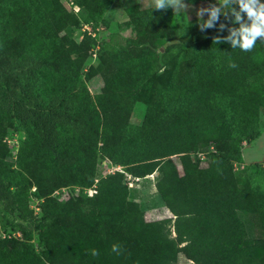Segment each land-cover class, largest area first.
I'll use <instances>...</instances> for the list:
<instances>
[{"label": "trees", "instance_id": "trees-1", "mask_svg": "<svg viewBox=\"0 0 264 264\" xmlns=\"http://www.w3.org/2000/svg\"><path fill=\"white\" fill-rule=\"evenodd\" d=\"M70 1L77 12L62 0H0V129L23 134L13 161L0 149V264H176L179 255L191 264H264V191L232 170L241 140L259 135L264 41L245 52L209 38L160 53L174 29L170 7L154 6L130 10L125 22L148 40L115 44L82 32L76 41L67 30L83 22L95 32L112 0ZM172 51L166 82L147 87ZM92 53L102 78L95 94L82 80L97 72L84 73ZM136 101L144 111L132 123ZM99 159L121 170L96 178ZM257 167L247 164L249 174ZM123 172H155L171 217L145 219L127 199ZM92 184L91 195L82 193ZM62 187L71 192L61 201L53 191ZM28 195L39 199L37 211ZM240 212L255 216L256 236Z\"/></svg>", "mask_w": 264, "mask_h": 264}, {"label": "rangeland", "instance_id": "rangeland-1", "mask_svg": "<svg viewBox=\"0 0 264 264\" xmlns=\"http://www.w3.org/2000/svg\"><path fill=\"white\" fill-rule=\"evenodd\" d=\"M62 1L64 2L63 4L68 11H73L70 9L71 7L67 5L65 0ZM183 2L187 4L188 8H186V10H181L179 14H177L176 11H173V9L170 7V17L172 20L174 33L172 37L166 38L165 40L167 41H165L161 46H156L158 47L160 53L164 52L165 46H173L177 43L186 46L185 48L189 50L202 40L217 37L220 34L228 31L231 25H233L231 14H229V17L226 19L223 12H221L219 19L214 22V26L212 28L206 27L205 29L201 30L198 23L199 18L197 17V11L201 7L207 8L213 4H217L218 0H199L192 4L187 0H183ZM152 6H154L153 0H112L102 15L105 23L97 24V29L95 31L97 37L103 41L105 40L109 43L115 44H123L125 40H148L145 38L146 35L141 36L137 34L133 25L127 26L125 22L129 20L130 10L142 11ZM234 7L238 8V5H234ZM205 15L206 12L204 13V17ZM244 18L246 19V15ZM220 23H223L226 26L223 30L219 29ZM162 26L163 24L160 27ZM67 32L70 34L72 39L76 41L79 40V27L71 28L67 30ZM174 59L175 51H172L169 55L167 54L165 65L161 66L158 70L151 74L147 87L152 84L163 85L166 82ZM98 65V55L89 56L84 65V73L88 72L89 67L95 68L97 70V72H94L89 76H82V80L90 94L97 93L102 86L101 72L99 71L100 69L97 68ZM143 111L144 104L141 101L134 102L130 112V121L132 123H138L143 115ZM258 129L259 135L254 140L250 141L249 143L241 140L240 153L242 161L240 163H232V170L235 174H240L242 176V184L245 187L258 186L262 191H264V108H261L258 111ZM22 137V132L16 130L13 131L11 130V127L1 126L0 149L3 157L6 160L13 161L15 159L18 142ZM195 157H197V154ZM193 159L195 158L193 157ZM174 160L176 161L175 158ZM198 160L200 166H204L207 161L205 158ZM254 162H257L259 167L255 169V174L252 173V175H250L247 170V164H252ZM115 170L119 171L121 170V167L112 165L107 159H99L96 165L95 177L97 178L99 176H103ZM125 173L126 172H123L125 176L124 181L126 182L127 187V199L138 204L145 219L153 220L171 217L170 213L161 204L155 191V172L142 177H134L128 174L125 175ZM250 177H254V179ZM88 188L82 189V193L88 195ZM69 189V187L56 189L53 191V195L56 196L58 200H65L71 192ZM30 190H32V188ZM76 190L77 188H74V191ZM38 202L39 199L28 195L29 208H32L35 211L36 207L38 206ZM239 216L244 221V228L247 235L250 237L256 236L260 231V226L258 222L256 223L255 216L251 215L250 217L243 212H240ZM2 226L3 224L0 219V232L2 231ZM5 227L7 228L8 225ZM262 228L264 229V218L262 220ZM7 230H9V228H7ZM12 233L16 235L18 234L17 232ZM172 234L173 233H171V235ZM176 264H191V262L179 255Z\"/></svg>", "mask_w": 264, "mask_h": 264}, {"label": "clouds", "instance_id": "clouds-1", "mask_svg": "<svg viewBox=\"0 0 264 264\" xmlns=\"http://www.w3.org/2000/svg\"><path fill=\"white\" fill-rule=\"evenodd\" d=\"M153 4V9L165 10L171 7L177 14L181 10L188 8L183 0H153ZM234 5H238V8L234 7ZM205 12L208 13L207 19H204ZM221 12H223L226 19L231 14L232 23H238L239 27L229 28V35L226 37H214L213 41L216 44L228 41L232 48H239L242 51L249 52L254 49L258 40L264 41V0H218L217 4L207 8L201 7L197 11L200 29L212 28L214 22L219 19ZM245 15L246 19L244 18ZM225 27V24L220 23V30ZM229 67L235 68L237 65L231 63ZM111 251L121 255L123 249L120 244H113ZM90 254L96 257L99 255V251L92 249Z\"/></svg>", "mask_w": 264, "mask_h": 264}, {"label": "built area", "instance_id": "built-area-1", "mask_svg": "<svg viewBox=\"0 0 264 264\" xmlns=\"http://www.w3.org/2000/svg\"><path fill=\"white\" fill-rule=\"evenodd\" d=\"M67 5L68 6H71V9L74 11V12H77V10H78V7L76 6V5H74V4H71V1L69 0V1H67ZM97 28H95V30H96ZM79 39L81 38V34H82V32H86L87 34H89V35H91V36H93L94 35V31H92L91 30V28H90V25L89 24H87V23H83V22H81L80 23V25H79ZM92 55L94 56V53H92ZM197 157L201 160V159H203L204 158V155H203V153H197ZM94 184H92V186L91 187H89L88 189H87V191H88V195H91L93 192H94ZM38 210V208L36 207V210L35 211H37Z\"/></svg>", "mask_w": 264, "mask_h": 264}]
</instances>
